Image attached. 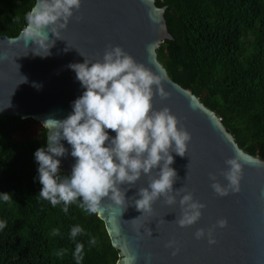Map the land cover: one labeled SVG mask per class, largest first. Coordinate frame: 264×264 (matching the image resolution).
I'll return each mask as SVG.
<instances>
[{"label": "water", "instance_id": "95a60500", "mask_svg": "<svg viewBox=\"0 0 264 264\" xmlns=\"http://www.w3.org/2000/svg\"><path fill=\"white\" fill-rule=\"evenodd\" d=\"M155 1L81 0L79 9L73 10L60 30V39L49 33L55 42L43 57L33 53L41 49L31 40L26 43L22 30L16 36L0 34V114L32 118L41 125L49 116L66 117L72 101L84 90L68 65L82 62L83 56L102 59L106 47L119 45L136 61L163 74L161 87L167 95L154 94L152 104L168 106L191 134L185 155L172 153L171 167L177 173L172 187L184 186L205 206L194 224L181 227L175 222L178 202L168 205L159 198L152 204V213L139 218L151 234L141 228L138 235L130 220L141 215V210L129 204L119 215L123 206L106 199L96 214L118 251L115 264H264V158L244 151L216 112L191 88L169 76L158 60L157 49L173 37L164 18L166 5L157 6ZM107 131L115 135L112 129ZM61 142L70 150L67 141ZM233 155H238L242 164L240 191L220 196L211 188L209 173L225 183L220 169L227 167L224 160ZM59 159L60 171L70 174L75 158L65 154ZM146 184V176L141 175L131 188L121 185L127 188L126 204L134 199L137 188ZM219 218H225L227 224L214 228L215 243L209 244L206 236L194 237L197 228L207 229ZM169 240L174 244L166 246Z\"/></svg>", "mask_w": 264, "mask_h": 264}, {"label": "clouds", "instance_id": "9594fccd", "mask_svg": "<svg viewBox=\"0 0 264 264\" xmlns=\"http://www.w3.org/2000/svg\"><path fill=\"white\" fill-rule=\"evenodd\" d=\"M80 4L81 0H35L25 13L21 31L26 43L31 40L41 49L34 54L42 57L49 54L55 42L49 33L60 39V30L66 27L73 10L79 9ZM152 47L148 45V50ZM83 57L82 62L68 65L83 92L72 101L66 117L49 116L42 122L47 144L33 154L37 162L36 179L41 184L38 199L48 201L53 207L61 205L65 214L73 203L86 213L95 214L107 199L114 206H123L119 215L129 204H134L141 215L130 221L136 225L139 235L144 228L139 218L150 215L153 202L163 198L168 205L178 202L180 212L175 222L179 226L194 224L205 205L194 199L184 186L173 189L177 173L171 167L172 153L185 155L191 134L168 106L156 108L152 104L154 94L167 95L161 87L163 74L136 61L119 45L106 47L102 59ZM34 87L40 85L34 83ZM107 129H112L115 135H110ZM62 140L67 141L70 150ZM65 154L75 160L70 174L62 175L59 158ZM224 163L227 167L220 169V173L225 183L219 182L215 173H209L211 188L220 196L239 192L241 187L242 164L238 155L226 158ZM141 175L146 176L147 184L138 187L134 199L126 204L127 188ZM10 199L11 193L0 192V201L7 203ZM226 224L225 218H219L215 225L197 228L193 235L196 239L206 236L208 243L213 244L214 228H223ZM6 225L7 221L0 219V230ZM144 231L151 234L148 227ZM84 234L80 224L71 226L68 233L75 245L72 251L75 264H81L84 259L85 245L76 240ZM53 235H59V229H54ZM87 243L89 247L94 246L96 237L89 236ZM173 244L169 240L166 246ZM66 251L61 249L56 254L62 256Z\"/></svg>", "mask_w": 264, "mask_h": 264}, {"label": "trees", "instance_id": "16d2710c", "mask_svg": "<svg viewBox=\"0 0 264 264\" xmlns=\"http://www.w3.org/2000/svg\"><path fill=\"white\" fill-rule=\"evenodd\" d=\"M34 0H0V34L16 36ZM172 39L157 49L169 76L221 119L238 145L264 158V0H156ZM38 128L37 134L30 131ZM45 129L32 118L0 114V264H75L71 226L80 224L85 245L81 264H115L103 221L76 203L68 213L38 199L34 151L45 145ZM24 132L23 135H20ZM61 172V171H60ZM62 175H67L61 172ZM59 229V235L53 230ZM89 236L97 243L89 247ZM67 249L62 255L56 253Z\"/></svg>", "mask_w": 264, "mask_h": 264}, {"label": "rangeland", "instance_id": "374dc122", "mask_svg": "<svg viewBox=\"0 0 264 264\" xmlns=\"http://www.w3.org/2000/svg\"><path fill=\"white\" fill-rule=\"evenodd\" d=\"M33 132L34 134H37V132H38V128L37 129H35V127H33L30 131H27V132ZM24 134V132H21L20 133V135H23Z\"/></svg>", "mask_w": 264, "mask_h": 264}]
</instances>
